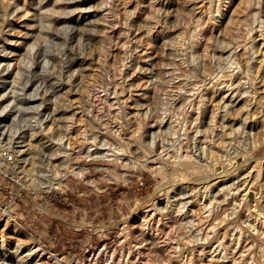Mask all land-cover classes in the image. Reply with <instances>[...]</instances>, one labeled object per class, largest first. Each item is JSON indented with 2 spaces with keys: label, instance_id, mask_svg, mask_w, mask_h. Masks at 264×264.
Wrapping results in <instances>:
<instances>
[{
  "label": "rangeland",
  "instance_id": "rangeland-1",
  "mask_svg": "<svg viewBox=\"0 0 264 264\" xmlns=\"http://www.w3.org/2000/svg\"><path fill=\"white\" fill-rule=\"evenodd\" d=\"M262 11L264 0H0V119L10 101L16 105L7 121L17 117L22 128L48 116L55 136L39 132L33 139L29 155L35 158L26 169L22 165L29 188L23 197L6 207L0 194V210L6 207L10 221L21 226L15 232L5 226L8 216H0L6 260L264 264ZM174 118L183 132L178 151L177 135H162L157 125ZM117 127L121 137L113 133ZM133 129L139 138L127 136ZM60 141L70 143L68 152ZM120 144L124 152L115 148ZM180 151L201 157L198 168L180 166ZM147 157L149 165L134 166ZM75 165L83 169L71 171ZM54 166H63L64 197L48 209L32 190L55 177L46 170ZM252 182L261 184L260 193L248 191L252 204H246L243 193ZM9 188L18 184L10 181ZM167 196L171 206L163 209ZM182 201L185 211L176 204ZM138 204L145 214L137 212ZM236 217L243 225L240 241ZM29 246L35 253L18 263L15 253L25 254Z\"/></svg>",
  "mask_w": 264,
  "mask_h": 264
},
{
  "label": "bare ground",
  "instance_id": "bare-ground-1",
  "mask_svg": "<svg viewBox=\"0 0 264 264\" xmlns=\"http://www.w3.org/2000/svg\"><path fill=\"white\" fill-rule=\"evenodd\" d=\"M154 1V0H153ZM228 2H230L231 0H227ZM242 1V0H241ZM246 1V0H245ZM249 1V0H248ZM227 3V2H226ZM220 4V3H219ZM228 4V3H227ZM259 8V7H258ZM216 9H218V14H220V13H222V11L224 10L223 8H220V6L218 5L217 7H216ZM263 12V11H262ZM262 12H261V14H262ZM258 13H260V9H258V11H257V13L255 14V20H258L259 21V16H258ZM264 13V12H263ZM223 14V13H222ZM221 14V15H222ZM215 15V14H214ZM220 15V16H221ZM217 16V15H216ZM219 16V17H220ZM262 16V15H261ZM215 18V17H214ZM261 18V17H260ZM253 19H254V17H253ZM261 24H262V22H261ZM260 25V24H259ZM262 26V25H261ZM253 28H255V27H253ZM252 28V29H253ZM260 35H264V32L261 30V32H260ZM252 42V41H251ZM44 47V46H43ZM196 49H198V47L196 48ZM194 50V49H193ZM199 51V50H198ZM254 51V50H253ZM256 52V51H255ZM193 53V52H192ZM231 55V53L229 54V56ZM228 56V57H229ZM194 58H195V54H194V56H193ZM199 57V56H198ZM230 58V57H229ZM234 58V57H233ZM230 61L232 62L231 64H234L235 62H233V59L231 60L230 59ZM235 61H237V60H235ZM239 63V62H238ZM1 64V63H0ZM230 64V66H232ZM2 65V64H1ZM238 66V65H237ZM228 67H229V65H228ZM251 67V66H250ZM235 68V67H234ZM250 69V68H249ZM252 69V68H251ZM196 71V70H195ZM252 71V70H251ZM246 72V71H245ZM248 73V72H247ZM204 76V75H203ZM195 78V77H194ZM3 82H5V80H4V78L2 79V80H0V90L2 89V88H4L3 87ZM5 84V83H4ZM251 85V84H250ZM252 87H253V85H252ZM242 90V89H241ZM241 90H240V92H241ZM4 91V90H3ZM2 91V92H3ZM14 91V90H13ZM117 91V90H116ZM122 91V90H121ZM249 90L247 89V88H245V90H244V93L246 92H248ZM178 92V91H177ZM5 94H6V91L4 92ZM17 92H14L13 93V96L14 97H12L13 99H15V97H16V94ZM250 93V92H249ZM3 93H1V95H2ZM248 94V93H247ZM10 96V95H9ZM11 98V97H10ZM6 99H8V98H6ZM13 99H11L12 101H13ZM19 99V98H18ZM4 100V99H3ZM16 100V99H15ZM24 100L21 98V100H19V102H23ZM4 102V101H3ZM15 104V103H14ZM184 104V103H183ZM12 103H10V101L8 102L7 101V103L5 104V105H2L3 106V108H2V110L1 111H3L4 113H3V116H5L6 118H1L0 119V138L3 136L4 138H6L8 141H9V143L15 148V151L19 154V156H20V158H21V162H22V165H24V168L26 167V164H28V161H30L31 160V158H35V155L34 154H32L33 156H30L29 155V153H33V148H32V144H33V139L34 138H36V134H38L39 132H40V134L42 135V137H51V138H55V136H53L54 135V133H53V130H52V132H50V129H51V126L48 124V120H47V117L48 116H46L43 120H39V121H36V123L34 124L33 123V121L29 124V126H27V127H22V128H20L21 126H20V122H21V120H19V119H17V117H15V118H12V122H9V121H7V114L9 113L10 114V112H12V110H11V107L12 106H15V105H12ZM183 107H184V105H183ZM168 108V107H167ZM178 109V108H177ZM172 110H173V108H172ZM146 112H147V114H148V110H146ZM173 114V113H172ZM227 114V113H226ZM169 115H170V111H169ZM150 115L148 114V117H149ZM227 116V115H226ZM171 117H173V116H171ZM26 119V118H25ZM172 119V118H171ZM177 118H174L173 120H170L169 121V123H168V125L165 127V125L167 124V121L168 120H166L164 123H159V124H157L158 125V131H159V133H162V135H166L167 134V132L168 133H170V134H174V135H177V139H176V141H177V143H176V146H174V147H176V150L178 151L179 149L180 150H182V143H181V139L179 140V137H180V134H181V132L182 131H180V129H181V126H180V128H177L176 127V123L174 122L175 120H176ZM180 119V118H179ZM178 119V121L180 122V120ZM247 119V118H246ZM245 119V120H246ZM30 121V120H29ZM177 122V121H176ZM179 122H177V123H179ZM242 122H244L243 120H242ZM241 122V123H242ZM12 123V124H11ZM199 123V122H198ZM239 124V125H245V124ZM246 123V122H245ZM182 124V123H181ZM201 124V123H200ZM183 125V124H182ZM121 126V125H120ZM199 126V124L198 125H196L195 127H197V129H196V133L200 130V127H198ZM201 126V125H200ZM39 127H40V129H39ZM112 127V126H111ZM136 127V126H135ZM240 127V126H239ZM119 127H117L116 129H114V132L113 133H115L116 135H118L119 137H121L122 135H120L121 134V132H120V130L118 129ZM122 128V127H121ZM165 128H166V130H165ZM39 129V130H38ZM164 129V130H163ZM38 130V131H37ZM123 130V129H122ZM140 130V129H139ZM182 130H183V128H182ZM158 131H155L154 129L152 130V135H153V137L155 138L156 137V135L158 136V134H157V132ZM180 131V132H179ZM141 133V132H140ZM180 133V134H179ZM183 133V132H182ZM195 133V134H196ZM111 134V133H110ZM114 134V135H115ZM171 135V136H172ZM173 135V136H174ZM182 135V134H181ZM30 136V137H29ZM59 136V135H58ZM127 136H129V137H134V138H139L140 137V135H139V133L137 132V130L136 129H133L131 132H130V134L129 135H127ZM142 136V135H141ZM183 136V135H182ZM63 137V136H62ZM114 137V136H113ZM124 137V136H123ZM122 137V138H123ZM163 137V136H162ZM192 137H194V135L192 136ZM60 138V137H59ZM117 138V137H116ZM121 138V139H122ZM165 138V137H164ZM197 138V137H196ZM61 139H64V137L63 138H61ZM95 139H96V137H94V140H93V142L92 143H94L95 142ZM143 139V138H142ZM114 140V139H113ZM126 140V139H125ZM197 140V139H196ZM63 141H65V140H63ZM63 141H60L61 142V147L62 148H64V151L66 152H68V146H69V144L70 143H66V142H63ZM115 141V140H114ZM124 141V140H123ZM122 141V142H123ZM136 142V141H135ZM257 140H256V138H252L251 139V143L253 144V146H256L257 145ZM125 143V142H124ZM127 143V142H126ZM139 143V142H138ZM175 143V142H174ZM153 144H154V142H153ZM153 144H152V146H153ZM195 145H196V142L194 143ZM200 144H201V142H200ZM199 144V145H200ZM59 145V144H58ZM140 145V144H139ZM169 145V144H168ZM170 146V145H169ZM194 146V145H193ZM201 146V145H200ZM59 147V146H58ZM208 147H211V146H207L206 148H208ZM117 150H120L121 152H124L126 149H125V147H123V145H118V146H116L115 147ZM138 148H140V147H138ZM173 148V147H172ZM52 149V148H51ZM141 149H142V146H141ZM153 149V148H152ZM173 149H175V148H173ZM172 149V150H173ZM201 149V148H200ZM209 149H211V148H209ZM92 150V149H91ZM140 150V149H139ZM143 150V149H142ZM170 151H171V149H169ZM204 150V149H203ZM206 150V149H205ZM55 151H57V150H55ZM60 151H62L61 149H60ZM93 151V150H92ZM152 151V150H151ZM143 152H145V149L143 150ZM142 152V153H143ZM172 152V151H171ZM174 152V151H173ZM181 153H180V155H179V157H176V158H180V160L179 159H177V161H179V165L180 166H183L184 168L186 167V168H188V167H190V168H198V166H197V163L200 161V159H201V157H197V156H193V154H189L188 152L186 153H182V151H180ZM190 152V151H189ZM208 152V151H207ZM207 152H206V154H207ZM55 153V152H54ZM145 153H147V152H145ZM179 153V152H178ZM87 154L89 155H91L92 153H90V151L88 150L87 151ZM167 154V153H166ZM170 154V153H169ZM168 154V156H169V158H170V155ZM173 154H175V153H173ZM209 154H210V152H209ZM212 154V153H211ZM176 155V154H175ZM199 155V154H198ZM67 156H68V154H67ZM66 156V157H67ZM162 156H164V154L162 155ZM177 156V155H176ZM205 156V155H204ZM203 156V157H204ZM213 156V155H212ZM51 157V156H50ZM69 157V156H68ZM174 157V156H173ZM207 157V156H206ZM166 158V157H165ZM168 158V159H169ZM175 158V157H174ZM214 158V157H213ZM46 159V158H45ZM49 159V158H48ZM68 159V158H67ZM167 159V158H166ZM215 159V158H214ZM214 159H210L212 162H215L214 161ZM52 160V159H51ZM50 159L48 160V161H51ZM162 160V159H161ZM163 160H164V158H163ZM216 160V159H215ZM148 157L146 158V159H143V160H141V161H134V166H140V167H146V165H149L148 164ZM169 161V160H168ZM173 161V160H172ZM210 161V162H211ZM39 162V161H38ZM47 162V161H46ZM65 162V161H64ZM68 161H66V164H62V165H66L67 167H68V163H67ZM163 162V161H162ZM201 162V161H200ZM203 162V161H202ZM209 162V163H210ZM30 163V162H29ZM47 163H49V162H47ZM70 163V162H69ZM169 163H171V162H169ZM42 164V163H41ZM202 164V163H201ZM208 164V163H207ZM43 165V164H42ZM203 165V164H202ZM44 166H46V165H44ZM47 166H49V165H47ZM53 166V165H52ZM70 167H71V165H69ZM175 166H176V163L174 164V168H175ZM179 166V167H180ZM23 167V166H22ZM33 167V166H32ZM60 168L59 169H61V167H63V166H59ZM76 165H75V168H72L71 169V171H76L77 169H76ZM80 167V166H79ZM160 168H162V166L160 165L159 166ZM166 167V166H165ZM164 167V168H165ZM179 167H177L178 168V170H179ZM203 167H205V166H203ZM23 168V169H24ZM43 168V167H42ZM155 168V167H154ZM157 168V167H156ZM183 168V169H184ZM26 169V168H25ZM24 169V170H25ZM33 169H34V167H33ZM41 169V168H40ZM59 169H57V167H49V168H46V170H52V173L55 175V177H48V178H45L47 181H48V184H47V182H46V184L44 185V186H49V187H59V185H60V182H61V178H60V176L63 174V172H62V174H61V171H59ZM76 169V170H75ZM81 169H83V168H81L80 167V169H78L79 170V172H80V170ZM167 169V168H166ZM203 169V168H202ZM44 170V169H43ZM77 170V171H78ZM173 171H174V169H172ZM186 170V169H185ZM185 170H182L181 169V174L183 175L184 174V176H186V171ZM187 170H189V169H187ZM192 170V169H191ZM40 171V170H39ZM164 171V170H163ZM163 171H162V173H163ZM180 171V170H179ZM194 171V170H193ZM199 172V171H198ZM229 172H231L230 170H226L225 172H224V174H227V173H229ZM261 172H262V169H258V174L260 175L261 174ZM31 173V172H30ZM29 173V174H30ZM179 173V172H178ZM43 174V173H42ZM159 174V173H158ZM181 174H178V175H180L181 176ZM264 174V173H263ZM35 175V174H34ZM258 176V175H257ZM261 176V175H260ZM33 177V176H32ZM40 177V176H39ZM62 177V176H61ZM188 176H186V178H187ZM43 178V177H42ZM184 179H185V177H183ZM209 178V177H208ZM44 179V181H46ZM163 179V178H162ZM200 179V178H199ZM203 179H205V177L203 178ZM41 180V179H40ZM34 181V180H33ZM43 181V180H42ZM201 183H202V181H201ZM264 186V185H263ZM205 187L206 188H208V182H206V184H205ZM260 187H261V184H259V182H252V184L251 185H249V186H247V187H245V190H246V192L245 193H243V199L245 198V199H247L245 196V194H247V192L248 191H252V189L253 190H255L256 192L255 193H257V194H259L260 193ZM169 188V187H168ZM200 188V187H199ZM202 188V187H201ZM209 188H211V187H209ZM200 190V189H199ZM198 190V191H199ZM204 191V190H203ZM202 191V192H203ZM206 191V190H205ZM208 193H209V191H208ZM200 194V193H199ZM198 194V195H199ZM256 194V195H257ZM203 196H205L204 194H203ZM207 196H209L208 194H207ZM211 196V195H210ZM214 196V195H213ZM206 197V196H205ZM259 198V196L257 197H255L254 199H252V201H255V200H257ZM204 199V198H203ZM208 199H209V197H208ZM209 201V200H208ZM210 201L211 202H204L203 204L206 206V205H210L211 203H212V200L210 199ZM215 201H216V199H215ZM245 201V200H244ZM251 201V200H250ZM248 199H247V201L245 202L246 204H247V202H248V204H252V202H250ZM171 199H170V196H167L166 197V199H165V205L163 206V209H165V208H167V209H169L170 208V206H171ZM175 202V201H174ZM185 202L186 201H182V202H179V203H176V204H179L180 205V207H182L181 209L183 210V208H185L186 209V207H184V206H186V204H185ZM168 203H170V204H168ZM187 203V202H186ZM202 203V202H201ZM210 203V204H209ZM157 204V203H156ZM170 205V206H169ZM174 205H175V203H174ZM179 205H177V208L179 207ZM215 205H217V204H215ZM218 206H220V205H218ZM249 206V205H248ZM252 206V205H251ZM179 207V208H180ZM204 207V206H203ZM207 207H210V206H207ZM206 207V208H207ZM211 207H212V205H211ZM154 208V207H153ZM158 208V207H157ZM178 208V209H179ZM234 208H235V206H234ZM185 209L183 210V211H185ZM235 209H237V208H235ZM171 210V209H170ZM170 210H168V211H170ZM173 210H174V208H173ZM210 210V209H209ZM215 210V209H214ZM146 211L147 210H145V209H143V207L141 208L140 207V204H138V206H137V212L138 213H143V214H145L146 213ZM180 211V210H179ZM232 211V210H231ZM182 212V211H181ZM235 212H236V210H235ZM259 212V211H258ZM171 213H172V210H171ZM229 213V212H228ZM166 214V213H165ZM208 214V213H207ZM236 214V213H235ZM234 214V215H235ZM2 215H4V217H6V215L8 216L7 218H6V222H5V226L7 227H12L13 229H14V231L16 232V231H19V230H21L20 228H21V226H20V223L19 222H17V221H13V222H11L10 221V217H11V213L10 212H8L7 210H4L3 211V213L1 212V210H0V216H2ZM227 215H229V214H227ZM215 216H216V214H215ZM230 216V215H229ZM228 216V217H229ZM237 216H239V215H237ZM207 217V216H206ZM219 217V216H218ZM217 217V218H218ZM13 218V217H12ZM208 219V218H207ZM216 219V218H215ZM230 219V218H229ZM211 220V219H210ZM218 220V219H217ZM234 220H236L237 221V223H236V226L237 227H239L240 229H239V231H237L236 233H237V235H235L236 236V239L238 240V241H240L241 240V238L240 237H242L241 235L243 234V225L241 226V224H240V222H239V220H238V218L236 217ZM189 221V220H188ZM222 221V220H221ZM230 221V220H229ZM228 221V222H229ZM11 222V223H10ZM242 222V221H241ZM220 223V222H219ZM231 223V222H230ZM235 223H232V224H235ZM190 224V223H189ZM193 224V223H192ZM216 224H218V222L216 223ZM192 226V225H191ZM203 226V225H202ZM212 226V225H211ZM213 226H216L215 225V222H214V225ZM23 227V226H22ZM201 227V226H200ZM195 228V227H194ZM209 228H211V227H209ZM235 228V227H234ZM199 229V228H198ZM197 229V230H198ZM213 229V228H212ZM211 229V230H212ZM237 230H238V228H236ZM235 229V230H236ZM4 230V229H3ZM200 230V229H199ZM232 230H233V227H232ZM6 231V230H5ZM24 231V230H23ZM214 231V230H213ZM190 232V231H189ZM198 232V231H197ZM196 232V234H198L197 235V237H199V234H200V232L199 233H197ZM26 233V232H25ZM193 233V232H192ZM207 233H209V232H207ZM206 233V234H207ZM234 233V232H233ZM245 233V232H244ZM5 234H3L2 233V240H1V242H0V244L2 245V250H1V255H0V264H16V263H14V262H9V261H7L6 260V253H7V251H8V244H6L5 243V240L3 239V236H4ZM192 235V234H191ZM205 235V234H204ZM208 235V234H207ZM29 236V235H28ZM190 236V235H189ZM195 236V239H196V235H194ZM202 237H207V236H202ZM201 237V238H202ZM210 238V237H209ZM188 239H191V238H188ZM194 239V240H195ZM204 239V238H203ZM206 239V238H205ZM235 239V240H236ZM245 239V238H244ZM192 240V239H191ZM211 240V239H210ZM200 241H202V239L200 240ZM205 241V240H204ZM211 242V241H210ZM193 243H194V241H193ZM196 244H197V242H195ZM194 243V244H195ZM238 243V242H237ZM219 244H221V243H219ZM39 245V244H38ZM205 245V244H204ZM210 245V244H209ZM223 245V244H222ZM21 246H22V244L20 243V241H17V249H19V248H21ZM25 246V245H24ZM219 246H221V245H219ZM42 247V246H41ZM195 247V246H194ZM223 247V246H222ZM191 248V247H190ZM189 248V249H190ZM16 249V250H17ZM226 249V248H225ZM22 250V249H21ZM199 250V249H198ZM224 250V249H223ZM204 251V250H203ZM227 251V250H226ZM23 252V251H22ZM224 252V251H223ZM222 252V254H224ZM32 253H35V249H34V247L33 246H29L28 248H27V251L25 252V254H18V250H17V252L15 253V257L17 258V261H18V263L19 262H23V263H25L26 261H25V257H27V256H29V255H31ZM221 254V255H222ZM225 254H227L226 252H225ZM225 254H224V256H225ZM227 257V256H226ZM15 258V259H16ZM257 258V257H256ZM35 264H38L37 262H35Z\"/></svg>",
  "mask_w": 264,
  "mask_h": 264
},
{
  "label": "built area",
  "instance_id": "built-area-1",
  "mask_svg": "<svg viewBox=\"0 0 264 264\" xmlns=\"http://www.w3.org/2000/svg\"><path fill=\"white\" fill-rule=\"evenodd\" d=\"M22 170V162L19 154L9 141L2 136L0 138V194L6 200V204L4 205L6 207L11 206L18 199H21L26 192L25 190L29 189L23 179ZM10 181L16 182L18 188H9ZM32 191L38 199L44 200L45 206H42L48 209H51L50 207L54 206L64 197V193L59 187L46 188V186L41 185ZM5 208H1V210L10 212Z\"/></svg>",
  "mask_w": 264,
  "mask_h": 264
}]
</instances>
